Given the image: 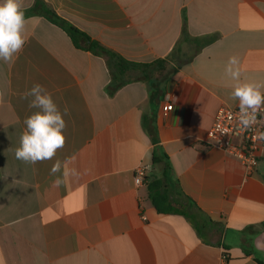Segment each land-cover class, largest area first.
I'll return each instance as SVG.
<instances>
[{
  "label": "crops",
  "instance_id": "obj_1",
  "mask_svg": "<svg viewBox=\"0 0 264 264\" xmlns=\"http://www.w3.org/2000/svg\"><path fill=\"white\" fill-rule=\"evenodd\" d=\"M44 1L127 61L175 72L157 90L137 81L111 95L105 59L46 18L26 19L22 52L0 59V264H224L225 251L229 264L264 261V149L249 173L208 143L218 111L240 105L235 86L264 85V0ZM37 83L66 140L32 164L15 152L25 118L42 111L21 98ZM165 163L185 195L174 193L170 215L135 185L138 167L157 177Z\"/></svg>",
  "mask_w": 264,
  "mask_h": 264
},
{
  "label": "clouds",
  "instance_id": "obj_2",
  "mask_svg": "<svg viewBox=\"0 0 264 264\" xmlns=\"http://www.w3.org/2000/svg\"><path fill=\"white\" fill-rule=\"evenodd\" d=\"M26 19L19 0H2L0 2V59L5 63L9 61L13 53H20L25 45V39L22 35ZM230 65H239L236 56L229 58ZM231 71V69H229ZM240 70L232 71L233 79H239ZM264 85L243 83L237 84L232 96L240 101L241 123L244 128H250L256 124L257 116L262 107H264V93L259 90ZM41 92L45 94L41 95ZM28 96L35 98L29 103V108L39 107L41 112H36L25 118L24 124L27 130L21 135L20 147L16 149V158L25 163L35 164L36 162L51 159L56 151L65 144L66 137L63 129L66 123L63 116L58 111L53 102L51 93L46 92L40 84H34L29 90L22 94V99ZM250 110V111H249ZM67 108L65 114H67ZM264 138V133H260ZM61 170V162L57 161L51 168L50 174H55ZM75 173V169L71 170ZM66 170L64 176H68ZM135 183H141L140 178H136ZM53 184L59 187L63 180L59 177L53 181Z\"/></svg>",
  "mask_w": 264,
  "mask_h": 264
},
{
  "label": "trees",
  "instance_id": "obj_3",
  "mask_svg": "<svg viewBox=\"0 0 264 264\" xmlns=\"http://www.w3.org/2000/svg\"><path fill=\"white\" fill-rule=\"evenodd\" d=\"M25 19L31 17H43L59 26L68 33L74 45L84 51L91 52L93 55L105 59L111 74V85L109 92L113 95L117 90L132 82L142 81L151 85L153 90L159 89L161 84L166 82L169 75L175 70H168L167 62L164 60L155 61L150 64L130 62L114 51L102 46L88 35L77 29L71 23L61 18L44 0H35L32 7L23 10ZM160 160L153 158V165H158ZM171 169L165 163L162 171L157 177H148V186L151 204L160 215H170L176 213L177 201H174V193L180 192L178 183L171 178ZM227 264L228 254H224ZM259 264H264L263 260L257 259Z\"/></svg>",
  "mask_w": 264,
  "mask_h": 264
},
{
  "label": "built area",
  "instance_id": "obj_4",
  "mask_svg": "<svg viewBox=\"0 0 264 264\" xmlns=\"http://www.w3.org/2000/svg\"><path fill=\"white\" fill-rule=\"evenodd\" d=\"M167 110H172L171 104L168 105ZM240 117V107L221 108L208 132V143L240 162L251 173L258 166L263 155L264 138H261L260 133H264V107L257 116L258 122L250 128H244ZM233 140H238V143H233ZM150 171L149 165H141L136 169L135 180L141 179L139 185L135 183L136 187L146 185ZM224 259V264H227L226 258Z\"/></svg>",
  "mask_w": 264,
  "mask_h": 264
}]
</instances>
